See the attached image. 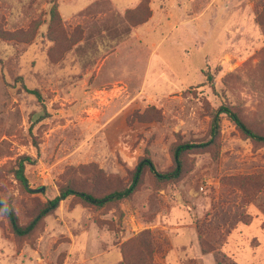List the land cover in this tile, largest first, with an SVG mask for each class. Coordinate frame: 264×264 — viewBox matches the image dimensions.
Returning <instances> with one entry per match:
<instances>
[{
	"label": "rangeland",
	"instance_id": "1",
	"mask_svg": "<svg viewBox=\"0 0 264 264\" xmlns=\"http://www.w3.org/2000/svg\"><path fill=\"white\" fill-rule=\"evenodd\" d=\"M113 3L127 8L124 20ZM89 5L73 28L71 14ZM152 16L157 31L118 53L117 28L99 25L126 20L129 31ZM263 62L264 0H0V195L27 224L62 185L89 186V170L109 186L128 183L145 157L167 172L174 145L209 140L223 104L264 131ZM44 113L37 152L29 127ZM24 155L36 159L25 168L29 187L44 192H24L14 177ZM198 231L216 233V253L231 261L264 264V145L224 114L218 148L190 150L178 180L147 169L129 198L97 206L69 197L24 238L0 212V264H121L123 255L132 264H217Z\"/></svg>",
	"mask_w": 264,
	"mask_h": 264
},
{
	"label": "trees",
	"instance_id": "2",
	"mask_svg": "<svg viewBox=\"0 0 264 264\" xmlns=\"http://www.w3.org/2000/svg\"><path fill=\"white\" fill-rule=\"evenodd\" d=\"M51 19L53 25H56L58 22H61V16L57 11L55 4L51 6ZM76 43V35L73 34V46ZM264 68V62H263ZM28 92L36 94L37 97L42 100L40 93L37 90H29ZM226 115L230 121L234 123L237 129L245 135L247 138L251 139L253 142L261 143L264 145V131L258 128H253L250 126L248 121H246L238 108L233 106L223 104L218 109L216 115L212 117L210 129L208 132V141L204 143H193V142H181L174 145L171 149L174 167L164 173H161L156 170L154 162L149 158H143L137 167L130 173V178L128 183H124L121 180H117L115 185H105L108 181L105 176L102 175L101 171L94 169L89 170L88 174L90 175L91 184L86 186L84 184H76L73 181H69L67 184L62 185L59 188L58 194L53 198L44 203L37 213L34 215V218L31 219L27 224H21L19 216L16 212L14 202L10 198H6L0 195V212L8 219L9 225L12 232L18 238H24L31 236L36 229L41 225L43 219L46 215L50 214L53 210L58 208L61 201L68 199L69 197H77L85 202L92 203L97 206H104L110 202L120 201L125 198L131 197L141 185L143 181L144 174L147 169L154 174L156 179L160 181H169V180H178L180 179L186 171L187 168V155L190 150L196 147H206L217 149L220 139V129L222 115ZM46 118L45 113L39 115L37 118L33 117L30 123V133L33 144L39 152V145L36 141V138L33 135L34 127L42 120ZM216 157V156H215ZM36 159L29 155L21 156L17 159L15 167L13 168V174L22 190L27 193H33L31 188L28 185V179L25 175V168L27 165H33ZM90 172V173H89ZM97 203V204H95ZM201 236L200 247L203 254L215 253L217 264H238L231 261V259L221 253H216L217 247L213 245V242L217 239V234L207 233L203 237V233L198 231ZM121 264H132V261L127 256H122Z\"/></svg>",
	"mask_w": 264,
	"mask_h": 264
},
{
	"label": "crops",
	"instance_id": "3",
	"mask_svg": "<svg viewBox=\"0 0 264 264\" xmlns=\"http://www.w3.org/2000/svg\"><path fill=\"white\" fill-rule=\"evenodd\" d=\"M72 2H74V0H72ZM112 7L113 8H111L110 10H112L114 14L117 13L119 15V17L121 19L123 18V20H124L125 19L124 14L126 13L127 8L125 6L119 5L117 3H113ZM89 9H90V5L86 6L82 10H79L76 14H71L72 15L73 28L76 27V24H80V21H81L80 19L81 18L82 19L84 18V20H86V19H88L91 16V14L84 12V11H87ZM102 21H103V19H102ZM120 23H121V25L120 24L118 25L116 22H113V21H106V22L104 21V23L103 22L99 23L100 27L102 25H104V24L105 25L109 24L111 27L117 28V31L111 35V37H114V40L117 41L115 43L117 45L116 46V50H117L116 53H118L121 48H129L130 50L136 49L137 48V43H141V40L143 42V39L145 38V34L151 32V36H152L157 31V29L159 28V23L154 21V16H152L151 19L147 23H145V24H143L141 26H138V27H131L130 26V30L129 31H127V28H129V27L127 26V21L126 20L123 22L124 25H123L122 21H120ZM150 23L152 24L153 27H151V29L150 28H146V26H149ZM127 32H128V35H126ZM104 34L108 35V32H106L104 30L102 32L96 31V33H95V36L97 37L96 41H97V39L99 37H101V36L104 37L105 36ZM90 35H91V31H88L86 37H90ZM151 36H148V37L150 38ZM80 46H81V42H78L77 44L74 45L73 54L76 55V52H77L76 49L79 50ZM78 54H79V52H78ZM114 64H115V62L113 63V65ZM100 67H102L104 69L105 61H104V64H101ZM111 69L113 70V72L115 71L113 68H111Z\"/></svg>",
	"mask_w": 264,
	"mask_h": 264
},
{
	"label": "water",
	"instance_id": "4",
	"mask_svg": "<svg viewBox=\"0 0 264 264\" xmlns=\"http://www.w3.org/2000/svg\"><path fill=\"white\" fill-rule=\"evenodd\" d=\"M31 190H32L33 192H35V193H41V192H44V191H45V187L42 186V187L37 188V189H32V188H31Z\"/></svg>",
	"mask_w": 264,
	"mask_h": 264
}]
</instances>
